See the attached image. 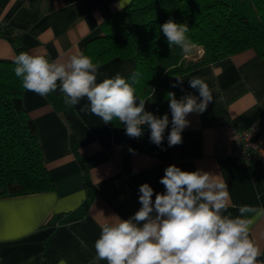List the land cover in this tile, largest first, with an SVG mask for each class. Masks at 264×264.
Wrapping results in <instances>:
<instances>
[{
    "label": "crops",
    "instance_id": "0c3cea01",
    "mask_svg": "<svg viewBox=\"0 0 264 264\" xmlns=\"http://www.w3.org/2000/svg\"><path fill=\"white\" fill-rule=\"evenodd\" d=\"M119 2L0 0V26L11 29L14 37L13 44L0 37V59L14 60L18 45L31 54L65 62L83 52L87 41L106 33L103 24L121 10ZM199 57L183 51L181 61ZM132 73L134 61L116 57L100 64L97 82L117 74L130 78ZM177 76L183 82L172 87ZM177 76L168 85L177 99L189 93L199 97L189 84V79L199 77L208 84L213 100L203 113L187 116L190 123L182 132L183 142L172 147L167 142L171 112L170 127L157 146L150 141L148 126H143L141 138L134 139L126 135L124 125L105 124L81 112L86 98L68 107L58 89L48 96L24 89L23 108L35 124L54 189L0 198V264H90L104 217H132L141 207L139 187L144 183L154 189V203L155 194L165 192L159 181L170 165L220 175L230 197L225 214L236 217L242 206L249 208L250 237L264 252V215L257 214L264 209V157L246 162L232 156L230 146L235 126L246 127L264 117V56L247 49ZM57 214L74 220L47 225ZM258 259L264 261V255Z\"/></svg>",
    "mask_w": 264,
    "mask_h": 264
},
{
    "label": "clouds",
    "instance_id": "9594fccd",
    "mask_svg": "<svg viewBox=\"0 0 264 264\" xmlns=\"http://www.w3.org/2000/svg\"><path fill=\"white\" fill-rule=\"evenodd\" d=\"M129 2L120 0L117 7L122 10ZM161 29L170 48L178 46L185 52L190 49L186 23L169 19ZM14 64L15 76L20 78L23 89L40 96L58 89L68 107H75L86 98L88 103L81 112L91 113L105 124L122 123L126 135L134 139L143 136V126L147 125L150 141L157 146L163 143L169 117L145 110V100L136 95L138 72L130 78L117 74L97 82L100 65L83 52L59 62L22 51L15 56ZM176 80L172 87L183 82L178 76ZM189 84L199 97L189 93L177 99L174 92L167 94L171 112L169 147L183 142L182 132L190 123L187 116L203 113L213 100L204 80L193 77ZM159 182L165 192L156 193L154 203V189L144 183L139 187L141 207L132 217H104L90 264H264L258 259L264 252L250 237L251 220L246 217L250 209L242 206L236 217L225 214L230 197L228 185L220 175L183 171L170 165ZM257 214L264 215V209L257 210Z\"/></svg>",
    "mask_w": 264,
    "mask_h": 264
},
{
    "label": "trees",
    "instance_id": "16d2710c",
    "mask_svg": "<svg viewBox=\"0 0 264 264\" xmlns=\"http://www.w3.org/2000/svg\"><path fill=\"white\" fill-rule=\"evenodd\" d=\"M169 19L188 25L191 44L201 46L203 56L181 61L184 50L170 48L161 29ZM103 26L106 33L87 41L83 53L99 65L116 57L132 59L134 72L139 73L136 95L145 100L146 111L168 115V128L171 78L247 49L264 56V0H131ZM0 37L14 43L7 27L0 26ZM14 50L15 55L29 52L18 45ZM14 68V60L0 59V198L54 189L43 165L35 124L23 108L24 89ZM63 217L54 215L46 224L74 220Z\"/></svg>",
    "mask_w": 264,
    "mask_h": 264
},
{
    "label": "built area",
    "instance_id": "2783aa9c",
    "mask_svg": "<svg viewBox=\"0 0 264 264\" xmlns=\"http://www.w3.org/2000/svg\"><path fill=\"white\" fill-rule=\"evenodd\" d=\"M231 155L252 162L264 157V117L246 127L235 126L230 140Z\"/></svg>",
    "mask_w": 264,
    "mask_h": 264
},
{
    "label": "rangeland",
    "instance_id": "374dc122",
    "mask_svg": "<svg viewBox=\"0 0 264 264\" xmlns=\"http://www.w3.org/2000/svg\"><path fill=\"white\" fill-rule=\"evenodd\" d=\"M190 56L191 55V58H195V56H203V48L201 46H198V45H194V44H191L190 45V49L187 51V56ZM199 57V58H200ZM157 98H159V94L156 95ZM154 97V101L157 99Z\"/></svg>",
    "mask_w": 264,
    "mask_h": 264
}]
</instances>
